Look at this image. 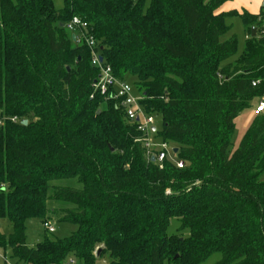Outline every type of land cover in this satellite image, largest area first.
<instances>
[{
  "label": "trees",
  "instance_id": "trees-1",
  "mask_svg": "<svg viewBox=\"0 0 264 264\" xmlns=\"http://www.w3.org/2000/svg\"><path fill=\"white\" fill-rule=\"evenodd\" d=\"M225 1L0 0V116L20 119L0 126V220L11 226L0 250L13 264H200L214 253L215 264H264V112L231 150L236 117L264 96V38L250 36L259 14L218 13ZM236 15L248 36L238 56L236 36L221 41ZM73 16L114 76L135 79L182 168L152 162L123 107L93 93L98 69L65 28ZM53 214L75 231L26 244V222Z\"/></svg>",
  "mask_w": 264,
  "mask_h": 264
},
{
  "label": "built area",
  "instance_id": "built-area-1",
  "mask_svg": "<svg viewBox=\"0 0 264 264\" xmlns=\"http://www.w3.org/2000/svg\"><path fill=\"white\" fill-rule=\"evenodd\" d=\"M65 28L73 33L79 32V37H75L78 43L86 45L91 53V65L98 69V76L92 84L93 93H99L112 100L117 101L120 107H123L125 118L130 123L137 124V130L142 134V141L146 149L148 158H154L159 167H162L164 160H171L177 168H182L183 162L181 160L169 159V154H174L173 147L164 141H159L157 144L150 142V136L154 134L156 129L154 128V117L148 115L143 110L140 99L141 97L134 93L133 87L126 81L120 80L114 76L111 66L105 64L103 59L99 60V52L95 49L96 43L94 38L84 33L87 28V23L81 20L77 16H73L65 24ZM256 35L264 38V0L261 1V10L258 16V25L256 26ZM258 81L252 83L253 86L258 84ZM92 97V95H91ZM264 112V100H261L255 109V113ZM9 120L12 123H17L20 119L17 116L2 117L0 116V126ZM22 122V121H21ZM3 185L0 184V188ZM41 226L47 233H53L55 231L54 223L52 220H44L41 222ZM96 254V251L94 252ZM0 263L1 264H13L9 257L2 253L0 250ZM59 264H80V262L74 256L66 257Z\"/></svg>",
  "mask_w": 264,
  "mask_h": 264
},
{
  "label": "rangeland",
  "instance_id": "rangeland-1",
  "mask_svg": "<svg viewBox=\"0 0 264 264\" xmlns=\"http://www.w3.org/2000/svg\"><path fill=\"white\" fill-rule=\"evenodd\" d=\"M54 8L56 10L60 9L62 7V0H52ZM150 0H145V5L147 6L149 4ZM244 0H226L222 7L225 11H236L238 14L244 12V7L242 6V3ZM226 25L230 28L229 31L221 37V41L227 40L231 36H236L238 44H237V52L236 56L240 55L243 48L246 39L248 38L247 33L244 29V26L241 22V19L238 15L236 16H228L225 18ZM233 58H231L230 61H232ZM126 81L130 85H134L135 79L131 76H128L126 78ZM136 94V92H134ZM261 100H264L263 97H255L249 104V106L242 110L239 115L236 117L234 124V131L231 137V150H234L239 145L243 135L245 134V131L251 121V119L257 115L255 113V109L258 106L259 102ZM154 117V127L159 131L161 129V118L159 116H153ZM155 134L150 136V142L153 144L159 143V140L154 136ZM171 148L173 147L170 144ZM174 154H169V159L175 160ZM57 185L62 186H72L76 185L74 183V180L72 179H64V180H58L55 182ZM53 202H49L50 207H54ZM50 220L54 223L55 231L53 233H47L44 231V229L41 226V221L39 219H31L26 222V244L32 245L35 244L45 237L51 238V239H60L63 237L68 236L70 233L74 232L76 229V226L62 222L59 220L58 216L56 215H50ZM175 225H172V227L169 228V232L174 230ZM0 232L4 235H8L11 232V226L10 223L7 220H0ZM3 253V252H2ZM5 254L9 255V250L7 249L5 251ZM221 255L219 253L212 254L207 260L200 264H215L219 259ZM109 263V257L107 255L102 256L99 260H97V264H108ZM165 264V263H164Z\"/></svg>",
  "mask_w": 264,
  "mask_h": 264
},
{
  "label": "crops",
  "instance_id": "crops-1",
  "mask_svg": "<svg viewBox=\"0 0 264 264\" xmlns=\"http://www.w3.org/2000/svg\"><path fill=\"white\" fill-rule=\"evenodd\" d=\"M261 1L262 0H244V2L242 3V6L244 7V12L250 13L252 15L259 14L260 10H261ZM222 5L218 9V13H220V12H224V13L225 12H230V10L229 11L223 10ZM154 129H156V128L154 127Z\"/></svg>",
  "mask_w": 264,
  "mask_h": 264
},
{
  "label": "water",
  "instance_id": "water-1",
  "mask_svg": "<svg viewBox=\"0 0 264 264\" xmlns=\"http://www.w3.org/2000/svg\"><path fill=\"white\" fill-rule=\"evenodd\" d=\"M250 36H251L252 38L256 36V27H252V28H251ZM72 39H73V40L75 39V35H74V34H72ZM99 60H100V61L102 60V57H101V56L99 57ZM97 113H99V111H97ZM21 123H22V125H26V124H27V121H26V120H23ZM153 129H154V128H153ZM177 151H178L177 148H174V149H173L174 154H176ZM151 161L154 162V158H153V157L151 158ZM99 253H100V250H97L96 255L98 256Z\"/></svg>",
  "mask_w": 264,
  "mask_h": 264
}]
</instances>
